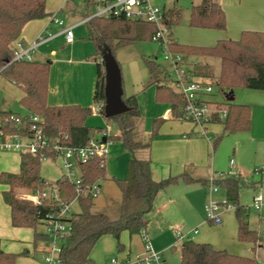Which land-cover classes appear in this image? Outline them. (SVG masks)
Instances as JSON below:
<instances>
[{"label": "trees", "instance_id": "obj_1", "mask_svg": "<svg viewBox=\"0 0 264 264\" xmlns=\"http://www.w3.org/2000/svg\"><path fill=\"white\" fill-rule=\"evenodd\" d=\"M47 0H0V75L21 85L24 97L21 100L28 115H37L43 120L45 133L50 138L61 137L62 143L71 147H83L89 143L96 132L105 129L93 128L86 125L88 118L93 114L92 107L78 105L65 107H51L47 104L48 82L51 62H11L13 58L12 46L20 39L24 27L31 21L45 19L50 14L46 11ZM181 11L169 10L165 14V22L172 29L178 24ZM87 25L89 39L95 44L96 52L93 57L97 65L98 78L94 94L95 107L105 104V68L102 59V49L108 46L113 54L115 50L132 44L144 38H151L155 27L144 22H135L121 19L94 18ZM190 25L196 28L225 31L227 21L225 12L216 0H203L200 5L193 6ZM23 41V40H22ZM169 49L173 53L183 56L199 58L210 57L219 60V77L216 81L221 92L225 94L239 87L256 91H264V32L243 31L238 39H220L214 46L199 47L186 46L176 43L172 39ZM115 55V54H114ZM151 82L157 87V100L168 103L171 107V119L186 120L185 101L172 88L166 86L157 77L159 66L152 59H145ZM202 70V71H201ZM203 71L211 72L210 66L198 69L197 75L206 76ZM194 73V72H193ZM213 74V73H212ZM123 100L130 108L124 114L111 119L119 128L118 134L108 139L120 143L130 155L127 175L124 179L113 178L121 193L120 217L110 219L103 213L93 211L95 199L91 195H81L77 203L79 212H73L66 221L70 226V233L64 239L59 256V264H94L91 253L98 241L110 235L117 240V249L122 251L123 244L119 241L124 231L130 235L145 234L150 223V215L154 211V202L157 195L168 187L183 181L186 184L202 183L208 185V180L193 178L187 173L178 176H169L155 180L152 176L153 162L143 157V152H150L152 142L140 140L139 118L141 112L135 95H123ZM227 110L224 120L218 114L214 115L212 123H221L225 132L251 130V107L247 104L233 101H220ZM104 115V109L100 112ZM1 115H18L12 112H0ZM19 116V115H18ZM165 122L155 119L152 128V137L158 134ZM7 132L26 134L27 125L22 130L7 126ZM46 154L40 152L33 156L27 152L21 153L20 168L17 174L2 173L0 182L9 189L3 192L5 203L11 210L13 227L33 229L35 250L39 243L47 240L43 232L37 228L42 225L49 213L59 207V203H70L76 197L73 184L61 176L55 185L48 184L40 174L41 157ZM49 158L56 159L57 155L47 151ZM102 159H94L80 165L82 189L86 190L106 176L105 166L101 167ZM216 183L224 189L228 205L235 208L238 222L239 239L251 242L254 246L264 244V237L249 226L248 210L240 204V192L249 185L244 178L236 174ZM263 183L251 184L260 187ZM56 186L59 192L57 206L48 204L36 206L31 200H25L17 195L18 190H31L32 193L43 191ZM146 235V234H145ZM20 255L29 256L28 251ZM16 254L5 253L0 250V264H15ZM180 264H257L250 257H243L228 253L226 250H217L209 243H200L191 237L186 238L181 246Z\"/></svg>", "mask_w": 264, "mask_h": 264}, {"label": "rangeland", "instance_id": "obj_2", "mask_svg": "<svg viewBox=\"0 0 264 264\" xmlns=\"http://www.w3.org/2000/svg\"><path fill=\"white\" fill-rule=\"evenodd\" d=\"M47 2L50 7L53 6V0H47ZM47 2L46 7L48 6ZM150 2L161 7L165 4L167 8L171 7L174 2L180 9L181 16L179 22L171 29L176 43L186 46H212L209 45L213 42L208 39L209 35L207 36V34L209 33L205 31L207 29L196 28L190 25L192 7L200 3L201 0H150ZM165 51L166 48L163 43L155 42L148 37L119 48L114 52L121 68L125 94L128 96L135 95L139 109L141 110V117L138 121L140 140L143 142L151 141L153 149L158 150L160 157L158 163L160 164V168H163V170L161 169V177H166L169 174L178 176L187 173L189 176L195 178L197 176H193L192 173L197 169L201 171L199 175L202 178L207 176L208 180H210L212 176L229 172L230 161L233 160L244 176V180L249 183L240 192V204L248 210L250 228L258 231L264 237V172H256V170L264 167V97H252L254 96L253 94H262L264 96V91H256L244 87H239L234 90L235 102L248 104L251 107V130L249 132H225L221 123H210L207 126L206 136L200 135L199 131L196 130L194 137L191 139L194 140L192 141L193 147L187 148L179 140L183 139V134L190 130L191 123L189 121L179 123L167 121L162 124L158 134L152 137L153 124L146 113V103L148 90L154 87V84L150 85L151 76L145 59H152L156 62L159 66L157 77L162 80L164 75L172 70L171 62L166 59ZM185 58L187 57L183 56L184 60ZM215 59H204L203 62L194 66L197 72V68H205L206 60L210 62L211 72L203 71L206 75L205 78L209 82H216L219 77V67L217 68L214 65L215 61L218 63L219 60ZM101 61L102 59L99 58V62ZM140 97L141 101L143 99L142 103L138 100ZM222 98L221 88L215 86V93L211 99L214 101H223ZM8 102L14 112H25L16 100L13 101L8 98ZM93 113L94 115L92 116L102 120L103 129H106L111 136L118 134L119 128L114 121L107 120L104 115L97 112L96 107ZM163 127L169 131L166 136H162L160 133ZM93 129V133H95L97 127H93ZM177 130H179V133L175 134ZM170 139L178 140L173 141L172 144L173 146L179 145L180 147H174L168 153L162 141ZM108 147L109 153L107 156L106 174L112 178L126 176L130 154L115 142H111ZM175 150L177 151L176 155L173 154ZM20 155L21 152L0 150V176L2 173L17 174L19 172L20 163L18 160ZM15 166L17 167L16 173L11 171L15 169ZM64 173L63 159L61 157L56 159L49 158L41 163L40 174L50 185H55ZM260 182L263 183L260 187H253L251 185ZM5 188L0 182V193L6 191ZM165 192V194H163L164 191L160 192L162 194L160 196H165V200L169 197L176 200L175 211L174 213L171 211V217L174 222L173 227L175 229L172 233V244L169 245L158 238L154 242L149 241V245L155 252L164 254L165 264H180V248L183 242L178 239L176 235L177 231H180L185 237L191 234V238L192 236L197 238L200 234H203L200 236V240L206 239L205 241H208L207 243L213 245L214 248L226 250L233 255L253 257L257 264L263 260L261 257L262 254L255 257V251H253L254 247L259 244L254 246L251 242H244L239 239L235 208L226 203V195L223 188L219 187V191L213 192L209 188V185L204 186L202 183L186 184L183 181H179L177 184L168 187ZM32 194L31 190L17 191V195L25 200H29ZM257 195H262L263 197V204L259 210L255 209L253 205L254 197ZM211 200L220 202L221 207L219 212L222 213L223 219L221 226L213 224L208 217L206 206ZM95 204L93 211L97 213L105 211L104 213L111 219H118L120 217L121 193L113 180H100V194L95 199ZM72 211L76 213L80 211L77 202L73 203ZM202 223L205 225L204 228H201ZM25 229L27 233L31 231L32 234L31 246H29L30 255L37 259L38 255L34 249V231L32 229L29 230L30 228ZM37 231L43 232L44 227L40 225ZM16 239L18 240L8 238V241L3 244L1 251L18 255L16 259L17 263L19 259L23 258V255L20 254L24 251V247L22 248V242H20L22 240H19V238ZM119 241L122 242L121 236ZM38 245L40 246V243ZM161 246L166 247L165 251L159 250L158 247ZM174 249L177 251L174 252ZM117 250L113 258H116L118 254ZM145 251L144 245L143 255H145Z\"/></svg>", "mask_w": 264, "mask_h": 264}, {"label": "crops", "instance_id": "obj_3", "mask_svg": "<svg viewBox=\"0 0 264 264\" xmlns=\"http://www.w3.org/2000/svg\"><path fill=\"white\" fill-rule=\"evenodd\" d=\"M202 1L203 0H201V2L198 3L197 5H200ZM216 1L221 5L222 9L225 12L227 29L225 31H217V30H209V29L205 30L208 31L207 33H209L207 34V36L209 35L208 39L211 40V42H213L210 43L209 45L213 46L220 39H233V40L238 39L243 31L264 32V0H216ZM52 4L53 6L50 7L49 3L47 2L48 6L46 7V11L48 14H50L51 16L53 14H57L60 19L65 21L67 26H75L74 42L73 43L66 42L65 34L63 33V28H61L56 24H53L50 20L51 16L45 19L29 22L24 27L20 39H22L26 44H28L35 41L40 35H43L48 31L56 35L54 39L41 45L37 49V51H35L33 54L34 62H45L47 60H50L51 62L49 82H48V93H47V104L49 106L65 107V106L78 105L81 107H92L93 109H95L94 94H95V88L98 78V71H97V65L93 60V57L96 52V47L95 44L88 38L89 33H88L87 25L84 24L78 25L83 15L82 4L78 0H70L68 2H66L65 0H53ZM197 5H193V6H197ZM161 8H163L165 12L173 9L180 10L174 2L171 7L167 8L165 4H163ZM84 28L86 29L84 30ZM171 34L173 37L172 30H171ZM186 57L187 58H185L184 60L185 65L190 71L194 72L195 78L199 80H208L204 76L197 75L196 68L194 66L203 62L204 59L213 60L215 58H210V57L199 58L195 56H186ZM205 64L211 66L210 62L207 60ZM214 65L218 68L219 62L217 63L215 61ZM24 95L25 93L21 85H18L15 82L10 81L5 77H3L2 75H0V112H12L18 114L19 116H27L29 112L21 104V100L23 99ZM253 95L254 96L252 97H262V98L264 97L262 94H253ZM147 97L148 98L146 103L147 104L146 113L149 116V120L151 119L152 124L155 119H163L165 120V122L167 121H174V123L182 122L171 119L170 105L168 103L160 102L157 100L156 85H154V87L148 90ZM8 98L10 100L12 99L13 101L16 100V102H19L25 112L23 113L14 112L11 109V105L8 102ZM138 100L140 103H142L143 101V99L141 101V97L140 99L138 98ZM140 108H141V104H140ZM92 115H94V113ZM92 115L87 120L86 125L92 128L97 127L103 129L102 120ZM190 123H191L190 130L183 134V139L179 140L181 143H184L187 148L193 147L192 141L194 140L191 139L192 137H194V133L196 132V130H198V128L192 122ZM176 126H178V124H176ZM168 132H169L168 129L163 127L160 133L162 136H166ZM178 133L179 130L175 132V134ZM173 141H178V140L170 139V140L162 141L165 144L164 148L167 149L168 153L171 151L172 148L180 147L179 145L173 146L172 144ZM117 144L122 147L120 143ZM176 152H177L176 150L173 151V154L176 155ZM142 155L143 157L149 156V158L152 160L153 162L152 176L155 180H161L169 176H172L171 174H169L166 177H164L163 175H162L163 177H161L162 174L161 169L163 170V168H160V164L158 163V161L160 160L159 153L158 150L153 149L152 145L150 152L149 153L143 152ZM20 159L21 156L19 157L18 160L19 163H20ZM129 159H131V155H129ZM16 168L17 167L15 166V169H12L11 171L15 172ZM230 169H231V164H230ZM234 169L237 170L236 172L237 174L241 175L244 178L238 166H236V163ZM105 171H106V166H105ZM200 172L201 171L196 169L193 171L192 175L197 176L195 178H202L201 175H199ZM125 177L126 176L117 177V179H124ZM113 178L106 174L104 180L106 179L113 180ZM202 179L208 180L207 176H205ZM98 184L100 186V180ZM4 186L6 187L5 190L7 191L9 187L7 185ZM3 192L0 193V250L3 244L6 241H8L7 240L8 238L13 240H18L16 238H19V240H22L20 241L22 242V248L24 247V251L26 250L29 252V256H23V258L19 259L16 264H42L41 254H40L41 243L40 246L37 248V250H35L36 254L38 255L37 259H35V257L30 255L31 252L29 250V246H31L30 241L32 238L31 231L27 233L25 228L13 227L11 221V210L3 199L2 196ZM165 193L166 192L164 191L163 194ZM160 195L162 194L159 193L155 199L154 211L150 215V223L147 227L145 234L147 238L149 237L148 242L149 241L154 242L158 238L159 240L162 239L165 243L171 245L172 244L171 240L173 238L172 233L173 230H175L173 227L174 222L171 217V211L172 213H174L175 211L176 200L170 197L167 198V200H165L164 199L165 196H160ZM104 212L105 211L98 213H103L107 215ZM204 227L205 225L202 223L201 228ZM33 233L35 234V232ZM202 235L203 234H200L197 238H194L192 236V239L195 240L196 242L207 243L208 241H205L206 239L200 240V236ZM188 237H191V234H188ZM121 241H122L121 243L124 246V249L122 251L117 250L118 254L116 258L118 259L119 264H136L138 258L144 256L143 255L144 245H145L144 236L142 234L130 235L129 232L124 231L121 234ZM158 248L159 250H164V251L166 249V247L164 248L162 246ZM116 249H117V242L112 236L106 235L102 237L98 241V245L94 247L91 253V258L94 261V264H109L111 262L110 260L113 258V255H115ZM173 251L175 252L177 250L174 249ZM253 251H255V257H257V255L262 254L261 257L263 260L260 261L259 264H264V244H259L258 246L254 247ZM7 253H11V252H7ZM180 253H181V248H180ZM243 257H250V256H243ZM163 260L164 262L166 261L164 258V254H163Z\"/></svg>", "mask_w": 264, "mask_h": 264}, {"label": "built area", "instance_id": "obj_4", "mask_svg": "<svg viewBox=\"0 0 264 264\" xmlns=\"http://www.w3.org/2000/svg\"><path fill=\"white\" fill-rule=\"evenodd\" d=\"M66 2L70 0H65ZM82 4L83 15L79 24H88L94 18L105 19H121L144 22L155 27V33L152 40L161 42L165 45L166 59L171 62L172 70L165 74L162 78L163 83L172 88L185 101L186 120L192 122L199 131V134L206 136L207 126L213 122L214 115L218 114L220 119L224 120L227 116V110L223 104L212 101L214 96L216 82L208 80H199L195 78V74L190 71L183 59V56L173 53L169 49L171 41V30L165 22V10L160 6L154 5L150 0H78ZM53 24L63 28L66 42L73 43L75 40L74 27L67 26L65 21L60 19L57 14L50 17ZM56 37L51 32L40 35L35 41L26 44L24 41H18L12 46L13 58L11 62H33V54L37 49ZM223 101L225 100V93ZM105 104L96 107L97 112H101ZM14 126L18 130H22L27 125L26 134L7 132V126ZM110 134L105 129L97 132L92 136L89 143L83 147H71L62 143L61 137L50 138L45 133L43 120L37 115H1L0 114V150L27 152L33 156L40 152H45L41 157V161L49 159L47 151H52L58 157L63 159V167L65 173L64 178L75 186L76 197L70 203L59 202V192L56 186H51L43 191L33 193L29 200L36 206L43 205H59L58 209L49 213L44 220V233L47 240L41 242L40 254L42 264H59V256L64 239L70 233V226L66 221L71 217L72 205L77 202L81 195H91L97 199L100 194V186L98 182L92 186H88L86 190L82 189L81 169L80 165L86 164L94 159H102L101 167L106 166L107 156L111 140L108 139ZM103 139H106L104 142ZM231 169L227 173H220L218 176H212L208 180L209 188L213 192L219 191L217 180L235 176V162L231 160ZM256 172H264L262 169ZM227 203V201H226ZM224 204V203H222ZM228 204V203H227ZM263 204L262 195L254 197L253 205L259 210ZM220 202L211 200L206 206L209 219L213 224L220 226L223 224L222 213L220 210ZM145 240V255L138 258L136 264H165L163 254L155 252L149 245L148 238L143 234ZM177 237L182 242L188 238L177 231ZM109 264H119L117 258H113Z\"/></svg>", "mask_w": 264, "mask_h": 264}, {"label": "water", "instance_id": "obj_5", "mask_svg": "<svg viewBox=\"0 0 264 264\" xmlns=\"http://www.w3.org/2000/svg\"><path fill=\"white\" fill-rule=\"evenodd\" d=\"M102 62L105 68V118L111 119L129 111V107L123 100L124 87L122 72L119 63L112 50L108 46L102 49ZM233 91L225 94V99L233 101L234 96H230ZM105 142L106 139H103Z\"/></svg>", "mask_w": 264, "mask_h": 264}]
</instances>
